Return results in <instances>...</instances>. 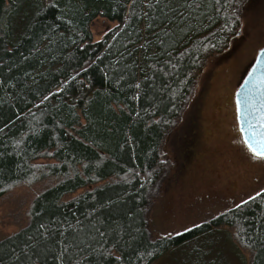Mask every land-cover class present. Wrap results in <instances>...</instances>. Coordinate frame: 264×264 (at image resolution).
<instances>
[{
	"label": "trees",
	"instance_id": "obj_1",
	"mask_svg": "<svg viewBox=\"0 0 264 264\" xmlns=\"http://www.w3.org/2000/svg\"><path fill=\"white\" fill-rule=\"evenodd\" d=\"M237 0H0V197L51 180L0 264H153L199 227L151 239L161 144ZM116 22L100 40L91 23ZM264 264V191L220 215ZM18 258V259H17Z\"/></svg>",
	"mask_w": 264,
	"mask_h": 264
},
{
	"label": "rangeland",
	"instance_id": "obj_2",
	"mask_svg": "<svg viewBox=\"0 0 264 264\" xmlns=\"http://www.w3.org/2000/svg\"><path fill=\"white\" fill-rule=\"evenodd\" d=\"M240 30L227 49L207 59L160 148L163 172L148 193L151 239L199 227L196 237L153 264H251L234 229L213 222L264 191V156L245 144L235 96L264 49V0H237ZM116 22L91 23L100 40ZM51 180L21 183L0 197V241L26 227L33 200Z\"/></svg>",
	"mask_w": 264,
	"mask_h": 264
},
{
	"label": "water",
	"instance_id": "obj_3",
	"mask_svg": "<svg viewBox=\"0 0 264 264\" xmlns=\"http://www.w3.org/2000/svg\"><path fill=\"white\" fill-rule=\"evenodd\" d=\"M235 101L243 140L252 151L250 144L259 147L264 141V53L260 52L239 86Z\"/></svg>",
	"mask_w": 264,
	"mask_h": 264
},
{
	"label": "snow or ice",
	"instance_id": "obj_4",
	"mask_svg": "<svg viewBox=\"0 0 264 264\" xmlns=\"http://www.w3.org/2000/svg\"><path fill=\"white\" fill-rule=\"evenodd\" d=\"M261 52L264 53V49H261ZM260 146L259 147H255L253 145H249L252 149V151L257 155V156H264V141H260L259 142ZM260 193L258 192L257 195H259ZM249 199H252V197L250 196ZM241 203H244V201H241ZM237 207H239V205H237ZM18 259V258H17Z\"/></svg>",
	"mask_w": 264,
	"mask_h": 264
},
{
	"label": "crops",
	"instance_id": "obj_5",
	"mask_svg": "<svg viewBox=\"0 0 264 264\" xmlns=\"http://www.w3.org/2000/svg\"><path fill=\"white\" fill-rule=\"evenodd\" d=\"M167 254H169V253H167ZM167 254H165L164 256H162L160 259H158L157 261H155V262H160V260H164V258H165V256H167Z\"/></svg>",
	"mask_w": 264,
	"mask_h": 264
}]
</instances>
